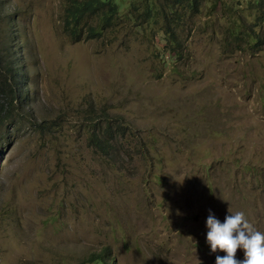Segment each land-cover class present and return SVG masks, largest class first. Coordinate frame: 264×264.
Segmentation results:
<instances>
[{
  "label": "rangeland",
  "instance_id": "rangeland-1",
  "mask_svg": "<svg viewBox=\"0 0 264 264\" xmlns=\"http://www.w3.org/2000/svg\"><path fill=\"white\" fill-rule=\"evenodd\" d=\"M64 2L0 0L16 52L0 64L24 77L3 88L17 114L0 130V264H89L102 249L116 264H215L210 212L243 211L264 233V0L178 6L171 44L130 0L73 40ZM109 119L123 132L95 145Z\"/></svg>",
  "mask_w": 264,
  "mask_h": 264
},
{
  "label": "trees",
  "instance_id": "trees-1",
  "mask_svg": "<svg viewBox=\"0 0 264 264\" xmlns=\"http://www.w3.org/2000/svg\"><path fill=\"white\" fill-rule=\"evenodd\" d=\"M153 2V0L152 2L144 0L140 4L139 0H130L127 5V13L130 17L138 15V17L145 19L150 24L158 23L162 19L163 23L159 26L168 31L170 44L172 42L175 43L174 25L182 18V13L178 6L192 10L196 7L197 0H163L165 4L163 6L157 3L153 4ZM163 2L161 3L163 4ZM124 4L125 0H65L61 15L63 30L73 40H80L82 37L100 36L108 28L117 23V19L121 17V7ZM142 23L139 24L143 25ZM12 48L11 40L8 42L2 39V42H0V53L2 55H6L7 58H16V52ZM4 72L7 73V78H5ZM9 78L17 86V80L24 79L22 71L18 72V68H12L10 62L9 66L0 64V130L6 121H16L15 115L17 112H13V101L3 96L6 93L3 88L7 86L6 82ZM8 84L11 83L9 82ZM16 87L13 88V91L11 90V94H16L17 97ZM24 95L25 93L23 92L22 96ZM121 129L122 123L114 122L111 119L105 120V127L102 129L103 133L99 134L95 128L90 136V140L95 145L102 146L101 143L105 142L104 140L107 141L115 135H121L123 132ZM110 253L108 249L93 252L88 256L87 263L116 264L115 258Z\"/></svg>",
  "mask_w": 264,
  "mask_h": 264
},
{
  "label": "clouds",
  "instance_id": "clouds-1",
  "mask_svg": "<svg viewBox=\"0 0 264 264\" xmlns=\"http://www.w3.org/2000/svg\"><path fill=\"white\" fill-rule=\"evenodd\" d=\"M229 213L224 222L211 212L206 220V243L211 252L226 253L217 255L215 264H264V233L255 229L243 211ZM238 249L244 252L243 260L235 258Z\"/></svg>",
  "mask_w": 264,
  "mask_h": 264
}]
</instances>
